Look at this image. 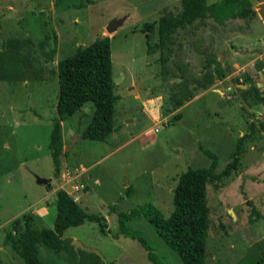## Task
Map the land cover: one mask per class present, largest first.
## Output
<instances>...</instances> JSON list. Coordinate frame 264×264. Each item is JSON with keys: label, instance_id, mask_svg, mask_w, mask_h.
<instances>
[{"label": "rangeland", "instance_id": "rangeland-1", "mask_svg": "<svg viewBox=\"0 0 264 264\" xmlns=\"http://www.w3.org/2000/svg\"><path fill=\"white\" fill-rule=\"evenodd\" d=\"M251 6L257 12V0H251ZM180 9V0H0V51L29 59L18 68L17 79L0 80L2 264H25L13 242H4L7 231L17 236L18 223L27 219L35 227L53 228L57 180L48 142L59 91L57 61L99 35L110 38L118 95L115 130L106 141L82 137L95 110L92 102L84 103L61 121L60 168L69 183L76 180L79 189L72 191L73 198L88 213L105 216L109 232L102 233L96 221L86 220L64 231L66 244L59 253L37 243L38 259L42 264H154L140 237L163 264H183L145 216L126 221L131 234H123L118 213L152 204L168 216L179 174L210 164L202 149L216 154L215 171L221 172L237 138L249 132L251 122L264 119V107L249 89L252 82L264 93V23L258 14L223 24L206 17L178 28L161 54L158 18ZM114 18L124 20L108 33L106 25ZM146 23L151 25L148 30ZM242 32L250 38L242 41L250 49L243 54L246 65L233 68L225 63L230 44H236L230 36ZM226 39L231 41L227 44ZM15 41L20 46L11 53L10 42ZM211 58L227 65V78L206 87L205 73L213 71ZM258 60L263 66L256 69ZM248 68L251 82L245 80ZM226 82L231 89H226ZM137 83L139 98L136 92L123 93ZM186 92L191 98L178 106L176 101ZM143 98H153L146 105L157 121L142 112ZM156 106L158 112L153 110ZM176 112L181 117L165 125ZM155 126L158 131L142 135ZM71 168H76L77 177ZM37 177L48 179L50 190ZM206 198L210 208L206 264H251L264 254V131L246 139L238 169L223 178L220 187L206 185Z\"/></svg>", "mask_w": 264, "mask_h": 264}, {"label": "trees", "instance_id": "trees-1", "mask_svg": "<svg viewBox=\"0 0 264 264\" xmlns=\"http://www.w3.org/2000/svg\"><path fill=\"white\" fill-rule=\"evenodd\" d=\"M180 4L181 9L177 13L166 11L158 18V47L161 54L166 43L178 28L191 25L197 20L211 17L214 22L223 24L231 18L257 16L256 10L251 6V0H217L210 4H207L206 0H180ZM150 28V23L144 25L145 30ZM145 36L149 41L148 34H145ZM53 38L56 42L55 33ZM10 45L14 47L13 50L11 49V53H15L20 43L15 41L10 42ZM53 53H55V48L52 49ZM28 60L27 57L17 58L12 54L9 55L7 52L0 51V80L17 79L21 75L18 68L27 64ZM208 64H213V71L205 73L206 87L216 79H223L226 76L225 68L222 67L218 59L211 58L208 60ZM262 66L263 63L260 60L255 64L256 69ZM251 70L247 69L246 82H251L249 75ZM57 72L59 91L55 106L56 116L52 120L48 148L52 157L54 175L57 184L60 185V166L63 155L60 134L61 121L74 114L84 103L92 102L95 110L92 119L82 132V137L96 141H106L115 129L113 112L118 95L114 92L115 84L112 74L109 36L99 35L90 44L77 46L72 54L57 61ZM249 89L254 92L255 97L264 107V93L252 82ZM190 98L191 94L189 92L183 93L176 104L181 106L184 100ZM180 117L181 113L176 112L165 125ZM249 127V132L237 138L235 149L231 152L229 161L221 172L215 171L216 154L199 146L202 152L211 159V162L206 167H188L179 174L176 185L172 190L173 207L168 216H164L152 204H144L128 211H121L118 213L120 232L131 234L127 230L125 222L143 215L153 225L162 240L178 253L183 264H206V238L210 212L206 198V185L211 184L216 188L220 187L223 178L236 172L244 142L252 133L264 131V119L257 124L251 122ZM130 191L131 188L127 187V193ZM55 195L56 213L53 228H38L26 219L23 225L18 223V226H14L17 236H14L11 231L6 232L4 242H13L17 254L25 264H42L38 259L36 250V244L39 242L45 244L55 253L62 251L66 244L64 238H62L64 231L71 226L81 225L86 220L96 221L102 233L109 232L105 216L88 213L62 187L57 188ZM252 212L259 216L257 210L253 209ZM138 238L144 248L148 250V259L154 264H163L151 251L147 243L142 238ZM0 264H2L1 258ZM104 264L114 263L106 262ZM251 264H264V254L253 259Z\"/></svg>", "mask_w": 264, "mask_h": 264}, {"label": "crops", "instance_id": "crops-1", "mask_svg": "<svg viewBox=\"0 0 264 264\" xmlns=\"http://www.w3.org/2000/svg\"><path fill=\"white\" fill-rule=\"evenodd\" d=\"M258 19H260V18H258ZM256 27H257V29H258V23H257V20H256ZM244 32H242V33H240L241 35H239V36H237V35H234V36H230V37H232V39H234V41H235V43L237 44H230V48H228L229 50H227V54H226V59H225V63H227V65H230V66H232L233 68L234 67H239V66H243V65H246V64H244L243 62H244V56H243V54H244V51H246L247 49H250V48H247V49H245L246 48V46H244L243 45V43H242V41L243 42H248V39H250L249 38V36L246 34V32L243 34ZM226 41V43L228 44L231 40H229L228 41V39H226L225 40ZM250 47V46H249ZM219 61H221V60H219ZM221 63V65H222V67H224V66H227V65H225L224 63H222V62H220ZM228 63H230V64H228ZM225 78H227V75H226V77ZM224 78V79H225ZM228 79H229V77H228ZM221 80H223V79H221ZM235 85H242V83H235ZM226 86H227V88L226 89H231V86H232V84L230 83V82H226ZM218 89L220 90V89H222L220 86L218 87ZM142 92H145V93H147L148 92V89L147 90H144V91H142ZM220 95H222L221 93H220ZM135 97L136 98H139L140 96H139V93L138 92H136V94H135ZM157 99V98H156ZM153 102V98H148V99H146V98H143L142 99V101H141V104H142V107H141V110H142V112L143 113H145L148 117H149V114L151 113V112H149V109L147 108V103H152ZM158 108H159V106H156L153 110L155 111V112H158ZM152 115H153V118L152 119H156V117H154V114H152L151 113V117H152ZM150 118V117H149ZM251 120H253V118H250V121ZM115 130V129H114ZM149 130V129H148ZM148 130H146L145 132H144V134H142L143 136H145V135H149V133H147V131ZM241 134V133H240ZM239 134V135H240ZM61 169V168H60ZM85 170V168H83L82 167V170H80V172H82V171H84ZM73 172H76V168H71L70 169V173L72 174ZM79 172V173H80ZM65 175H66V173L64 172V173H62V171H61V183H60V185H56V187H55V191L54 192H56V190H57V188H59V187H62L63 185H65V184H67L68 183V181H70V179H64V177H65ZM76 177H77V174L75 175ZM74 179V178H73ZM72 181V180H71ZM75 186H77V187H75ZM74 189H79V187H78V185L76 184V180L74 179V182H73V184H72V190H71V192H70V194L72 195V191H74ZM79 240V239H78ZM79 242H80V240H79ZM81 244V243H80ZM82 245V244H81ZM83 246V245H82Z\"/></svg>", "mask_w": 264, "mask_h": 264}, {"label": "water", "instance_id": "water-1", "mask_svg": "<svg viewBox=\"0 0 264 264\" xmlns=\"http://www.w3.org/2000/svg\"><path fill=\"white\" fill-rule=\"evenodd\" d=\"M258 2V8H257V14L259 16V18L262 20V22L264 23V0H257ZM124 20V18H114V19H111L108 24L106 25V31L108 33H112L119 24H121V22ZM119 78H116V81L118 80ZM244 86H246V84H242ZM140 88H139V84H135L133 86H130L128 89L126 90H123V93H134V92H140ZM73 181V180H72ZM37 182L38 183H43L46 185V189L47 190H50V185H49V180L48 179H45V178H41V177H37ZM62 188L70 193L71 190H72V184L71 183H67L65 185L62 186ZM80 244V243H79ZM80 246L82 247V245L80 244ZM84 248V247H82Z\"/></svg>", "mask_w": 264, "mask_h": 264}, {"label": "built area", "instance_id": "built-area-1", "mask_svg": "<svg viewBox=\"0 0 264 264\" xmlns=\"http://www.w3.org/2000/svg\"><path fill=\"white\" fill-rule=\"evenodd\" d=\"M156 119L158 120V118H156ZM156 119H155V120H156ZM157 120H156V121H157ZM156 123H157V122H156ZM156 123H155V124H156ZM152 131L156 132V131H158V128L155 126V127L151 128V129H149V130L147 131V133H150V132H152ZM72 174L75 175L74 172H73ZM75 177H76V176H74V178H75ZM75 187H77V186H75Z\"/></svg>", "mask_w": 264, "mask_h": 264}, {"label": "flooded vegetation", "instance_id": "flooded-vegetation-1", "mask_svg": "<svg viewBox=\"0 0 264 264\" xmlns=\"http://www.w3.org/2000/svg\"><path fill=\"white\" fill-rule=\"evenodd\" d=\"M74 181V180H73Z\"/></svg>", "mask_w": 264, "mask_h": 264}]
</instances>
